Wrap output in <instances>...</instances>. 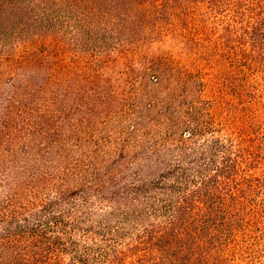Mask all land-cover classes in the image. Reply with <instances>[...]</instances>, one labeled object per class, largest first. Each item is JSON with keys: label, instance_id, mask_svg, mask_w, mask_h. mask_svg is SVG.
I'll list each match as a JSON object with an SVG mask.
<instances>
[{"label": "trees", "instance_id": "trees-1", "mask_svg": "<svg viewBox=\"0 0 264 264\" xmlns=\"http://www.w3.org/2000/svg\"><path fill=\"white\" fill-rule=\"evenodd\" d=\"M0 264H264V0H0Z\"/></svg>", "mask_w": 264, "mask_h": 264}, {"label": "rangeland", "instance_id": "rangeland-1", "mask_svg": "<svg viewBox=\"0 0 264 264\" xmlns=\"http://www.w3.org/2000/svg\"><path fill=\"white\" fill-rule=\"evenodd\" d=\"M159 50H160V47H158V46L152 47V48L150 49V51H151V55H155V53L159 52ZM176 55H177V54H176Z\"/></svg>", "mask_w": 264, "mask_h": 264}]
</instances>
